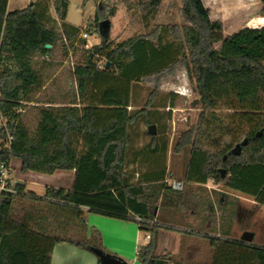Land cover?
<instances>
[{"label":"trees","instance_id":"trees-1","mask_svg":"<svg viewBox=\"0 0 264 264\" xmlns=\"http://www.w3.org/2000/svg\"><path fill=\"white\" fill-rule=\"evenodd\" d=\"M88 1L96 4L88 26L100 42L85 49L86 41L78 40L81 56L73 77L80 106L47 102L37 109L30 131L20 111L44 85L32 58L51 55L61 40L72 48L86 28L65 23L68 0H53L58 23L48 15V0L12 12H7L8 0H0V116L5 120L0 165L17 160L20 174L74 173L69 189L46 187L39 197L18 183L15 195L0 197V264H50L54 246L61 243L105 252L99 234L87 229L82 208L137 223L149 237L138 248L140 264H180L170 254L155 255L159 229L173 231L155 221L157 203L167 201L173 208L174 198L180 197L164 182L165 165L135 183L124 170L135 121L158 122L156 112L128 110L131 84L182 66L200 108L196 126L174 145L175 153L189 147L184 181H212L264 207V27L224 37L221 22L210 20L202 0H181L186 24L153 25L163 0H137L130 7L140 13L144 33L111 42L100 23L116 10L101 0H84L83 5ZM100 61L103 69L97 68ZM223 109L232 113L220 118L216 111ZM207 116L218 126L210 128ZM147 148L148 157L160 151L155 136ZM21 201L28 207L22 206L20 215L15 206ZM201 238L212 250L210 264H264V246L206 234Z\"/></svg>","mask_w":264,"mask_h":264},{"label":"rangeland","instance_id":"rangeland-1","mask_svg":"<svg viewBox=\"0 0 264 264\" xmlns=\"http://www.w3.org/2000/svg\"><path fill=\"white\" fill-rule=\"evenodd\" d=\"M24 1L26 0H21L16 6L9 5L7 9L12 11L23 7V5H30L33 0H27V4H24ZM48 2L51 12L54 13L53 0H48ZM101 2L107 8H114L116 10L115 15L109 18V41L121 42L144 33L140 21V13L133 10V5L137 0H101ZM202 2L209 11L210 20L221 22L224 37L231 36L244 28L258 29L264 27V0H202ZM68 3L66 20L80 28L85 24L84 27L86 29L82 32L87 33L86 43L88 41L92 46L96 43L99 44V34L88 26L92 20L90 13L94 3L91 1L89 4H86V2L83 5L84 0H70ZM130 5L133 7L131 8ZM181 7V0H163L152 24L177 26L186 24ZM95 8L96 4H94ZM54 16L56 17L55 14ZM78 40H73L72 48L69 47V42L65 43L61 40L53 49L51 55L42 57L37 54L32 58L33 67L41 75L44 85L42 89L33 95V102L25 104L20 111L21 119L30 131L34 130L37 123V109L45 106L47 102H53L55 105H66L74 102L77 103V106L79 105L76 97L75 79L73 77V67L80 62L81 56V47L78 44ZM197 100L198 96L193 91L182 66H176L172 71H165L160 75L146 77L141 79L140 82L131 84V110L145 108L146 111L156 112L157 114L158 122L154 130L156 144L160 151L156 155L148 157L147 145L150 142L151 136L147 134L148 125L145 124L142 117H139L130 130L131 144L128 149L124 170L128 174L133 175L132 183H135V179L140 178L142 172H147L148 170L155 172L162 168L164 164L166 171L165 181L174 179L184 183V189L179 193V200L176 201L174 198L171 204L175 206L173 208L177 209H181V205L193 203V198L187 190L188 185L183 179L188 163L189 147H186L184 150L181 149L179 153H175L174 145L181 133L196 126L200 113V108L196 105ZM148 103L150 107L146 106ZM231 113L224 109L216 111V115L220 118H225L226 114ZM207 118L209 123H211L210 128L218 126V122L211 116H207ZM226 123L228 121H225ZM4 124L5 120L0 116V126ZM209 134L214 137L212 130ZM163 148H165V152H163ZM134 153H138L135 158ZM10 167L13 176L16 179H20L19 162L11 160ZM135 174H138L139 177L134 176ZM73 175V172H58L52 176L41 175L39 179L29 176L23 179L28 181L30 190L38 196L42 195L46 187L69 189ZM209 183H212L213 187V182L209 181ZM165 184L169 187L166 182ZM214 188L226 191L223 185L215 186ZM222 199V195L216 193V195H213L212 202L215 206L219 207ZM207 202H210V200H202L200 204L207 205ZM167 204V201L162 202L159 200L155 209L160 207L163 211L164 208H171ZM242 204L247 208L251 205L248 201H242ZM22 206L27 208L28 203L21 201L15 206V211L20 215L22 214ZM248 215L250 217L247 219V225L254 228L258 235L257 241H260L264 245V208L259 206L251 207ZM134 224L136 225L135 222ZM144 237L147 240L149 239L147 235L142 233L141 245L146 242ZM104 253L117 257L126 264L131 263L129 260H123L114 254ZM182 253L183 258H191L188 264L211 263L212 250L209 249L207 242L199 243V245L196 244L189 251L181 249L180 254Z\"/></svg>","mask_w":264,"mask_h":264},{"label":"crops","instance_id":"crops-1","mask_svg":"<svg viewBox=\"0 0 264 264\" xmlns=\"http://www.w3.org/2000/svg\"><path fill=\"white\" fill-rule=\"evenodd\" d=\"M36 1L38 0H33L31 3ZM20 2L21 0H8L7 8L9 5L16 6ZM89 2L91 1H88L86 4H89ZM24 4H27V0L24 1ZM27 6L28 5H23V7L12 11L21 10ZM12 11L7 9V12ZM93 11L94 4L91 9L90 18L92 17ZM54 14L55 12H51V8L49 7V17L51 20L57 22V18ZM66 18V24L77 27L76 25L69 23ZM84 25H82V28H84ZM81 33L76 37L77 40L81 39L79 38ZM93 45H97V43ZM88 46L91 47L92 44L88 43ZM131 109L132 106L128 108V110ZM148 172L150 171L142 172L141 175ZM56 174L57 173L54 175ZM19 175L20 183L25 184L26 191L29 192H32L29 188L30 184L23 178L29 176L39 179V177H41L40 174L31 172L25 174L19 173ZM134 176L139 177L138 174H135ZM137 179H135V182ZM164 182H166L165 179ZM186 184L188 185L187 190L193 198V203L181 205V209L172 207L164 208L163 211L160 207H157L156 209L155 221L161 225L173 228V231L159 229L155 251L156 256L170 254L176 262L180 264H188V262L191 261V258H183V253L180 254L181 249L189 251V249L196 246V244L199 245V243L206 242L201 238V236L205 234L227 240L247 241L256 246H264L263 243L257 241L258 235L254 228L247 225V219L250 217L248 215L250 208L257 206L262 207L252 198L239 192L231 191L227 188H225L226 191L214 188L219 185L213 183L215 186L213 185L212 187V183H209V181H207L206 184L187 182ZM216 193L223 197L219 207L215 206L212 202L213 195H216ZM43 194L44 192L42 195L38 196L41 197ZM202 200H210V202H207V205H202L200 204ZM242 201H248L251 205L247 208L242 204ZM193 204L195 205V208L193 207ZM81 211L83 212V218L87 229L89 231L94 230L99 234L100 244L105 252L119 256L123 260H129L131 262L130 264H140L136 259L138 248L139 246L147 245L149 239L147 240V238L144 237L146 242L142 245L140 244L142 233L139 231L137 223L135 225L131 220L125 221L88 213L86 208H82ZM50 264H99V262L92 252L68 243H61L54 246L51 253Z\"/></svg>","mask_w":264,"mask_h":264},{"label":"built area","instance_id":"built-area-1","mask_svg":"<svg viewBox=\"0 0 264 264\" xmlns=\"http://www.w3.org/2000/svg\"><path fill=\"white\" fill-rule=\"evenodd\" d=\"M87 33L82 32L79 38L81 39H87ZM65 42V40H64ZM85 49L89 48L88 44L86 43L83 46ZM98 69H103L104 68V62H100L97 64ZM8 141H10V138H8ZM20 183V179H16L13 174H12V169L9 164H1L0 165V197L3 194H10V195H15L17 190H16V185ZM166 183L168 184L169 188L172 191L175 192H181L184 189V183L178 180L174 179H169L166 180ZM137 222H140V219L136 218Z\"/></svg>","mask_w":264,"mask_h":264},{"label":"water","instance_id":"water-1","mask_svg":"<svg viewBox=\"0 0 264 264\" xmlns=\"http://www.w3.org/2000/svg\"><path fill=\"white\" fill-rule=\"evenodd\" d=\"M109 26H110L109 20H104L100 23V29L104 33H108ZM108 65H109V63H106L105 67L107 68ZM154 129H155L154 125L148 126L147 134L151 137L155 136V130ZM219 172H220L221 176L224 177L225 172L223 170H219ZM154 213H156V209H155ZM91 251L97 257L99 264H126L121 259L114 257V256H111L109 254H106L100 250L92 249Z\"/></svg>","mask_w":264,"mask_h":264}]
</instances>
